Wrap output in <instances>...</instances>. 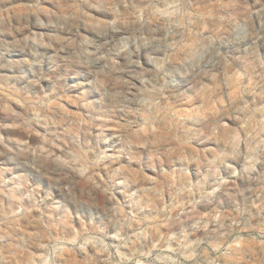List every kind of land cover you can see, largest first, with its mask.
<instances>
[{"label":"clouds","instance_id":"clouds-1","mask_svg":"<svg viewBox=\"0 0 264 264\" xmlns=\"http://www.w3.org/2000/svg\"><path fill=\"white\" fill-rule=\"evenodd\" d=\"M0 264H264V0H0Z\"/></svg>","mask_w":264,"mask_h":264}]
</instances>
